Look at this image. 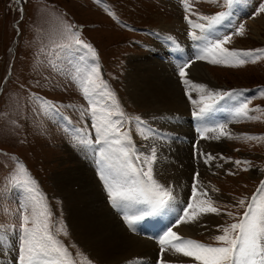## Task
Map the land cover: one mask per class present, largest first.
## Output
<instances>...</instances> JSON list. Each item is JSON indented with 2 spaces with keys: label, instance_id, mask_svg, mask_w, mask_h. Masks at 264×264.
<instances>
[{
  "label": "rangeland",
  "instance_id": "1",
  "mask_svg": "<svg viewBox=\"0 0 264 264\" xmlns=\"http://www.w3.org/2000/svg\"><path fill=\"white\" fill-rule=\"evenodd\" d=\"M252 1L256 18L261 15L264 18V12H258L264 0ZM186 3L190 6L188 13L181 0H0V240L12 239L10 251L13 259L10 264H21L20 217L31 212L29 208V213H23L21 205L26 202L29 188L36 190L41 204L51 210L52 222L56 229H60L55 233L56 238L68 249L69 259L74 264H105L91 258L84 246L75 240L66 218L64 198L57 190L59 185L56 186L55 178L71 170L73 162L68 159L71 155H82L79 152L85 146L80 143L82 140L88 141L87 145H93L92 141L96 138L91 134L89 140L93 122L89 118L90 106L80 84L84 73L93 66L92 53L78 46L62 47L71 44L77 34L95 49V66L99 67L101 81L107 84V90L115 95L119 110L125 113V128L131 127L135 148L143 154H148L152 146L160 145L184 151L194 172H199L200 185L209 192L214 205L222 209L221 214L217 215L219 223L210 226L213 231L209 232L208 228L203 231L194 229V239L216 245L218 242L214 237L221 234L218 225L232 223L243 214L261 181H264V92L258 91L264 89V52L256 53L259 59L255 56L246 58L243 65H237L235 61L214 65L206 60H196L195 56L192 58L193 64L202 63L210 69L213 79L220 86V93L239 89L244 92L241 99L251 97L248 107L254 111H250L249 116L254 119L240 117L233 120L235 116L231 118L224 110L223 116L216 121H232L228 131L231 136L220 139L225 141L224 150L221 151H216L221 141L201 139L197 131L200 127L198 122L194 127L196 119L191 115V110L193 112L195 106L185 93L188 88L184 90L186 108L183 113L169 117L165 123L156 126L149 114H145L144 108L127 93L129 59L141 56L143 61L144 54L153 53L154 48L161 49L176 42L171 35L160 30L165 21L172 23L177 19L182 20L187 31L188 46H198L188 33L196 31L199 34V30L190 29L184 16L189 14L196 22H203L198 19L199 15L228 11L226 0H186ZM247 13L244 15L250 14ZM241 23L245 26L244 35L229 33V28H238ZM260 28V33L256 35L248 18L239 15L221 32L232 35L231 43L226 45L230 50L254 51L264 49V25ZM194 51L196 53V47ZM172 53L174 58L179 56L176 64H170L173 69L188 61L182 60L177 50H172ZM155 55L163 58L160 51H155ZM171 56L168 53L165 58L171 59ZM191 68L186 69L188 80ZM178 77L183 84L181 77ZM230 104L233 107V102L230 101ZM50 105H55L57 112L50 111ZM221 111L218 107L217 112ZM137 116L145 122L142 135L137 134L141 132L139 127L128 123ZM210 125L215 127V124ZM211 143L215 146H209ZM198 150L214 154L218 165L223 167L213 163L206 165L198 157ZM220 155L232 160L226 162L219 158ZM235 160H240L241 164L235 165ZM155 164V179L166 186L157 175ZM90 168L94 169L100 183L101 203L123 225L124 214L119 213L121 221L106 203L109 196L99 178L97 165L92 163ZM228 170L235 174H226ZM194 172L188 191L181 188L184 198L177 199L175 204L177 207L183 199L187 200L184 207L181 205L180 214L192 202ZM180 178L184 184V178ZM18 181L29 183L21 187L17 185ZM213 189L219 191L211 193ZM241 199L245 200L243 207L239 205ZM164 210L160 212L161 217L153 216L151 223H148L153 225L151 237L154 239L177 217L173 213L171 219L168 215L163 217ZM228 212L233 216H228ZM141 221H133L137 229H142ZM184 224L175 229L183 237L190 230L189 226L181 230ZM125 226L131 229L129 225ZM4 256L0 249V264H5ZM154 258L149 259V264H153ZM146 261L139 259V264Z\"/></svg>",
  "mask_w": 264,
  "mask_h": 264
},
{
  "label": "snow or ice",
  "instance_id": "2",
  "mask_svg": "<svg viewBox=\"0 0 264 264\" xmlns=\"http://www.w3.org/2000/svg\"><path fill=\"white\" fill-rule=\"evenodd\" d=\"M185 6V11H190V6L186 0H181ZM239 0H226L228 11H220L214 15H199L198 19L203 22H196L189 14L184 16L190 29L188 35L198 44L196 60H206L211 64H229L233 61L237 65H243L246 58L255 56L256 53L264 52V49L241 51L237 49L230 50L226 47L232 41V35L224 34L218 29L224 26L231 15V8ZM22 11V9H21ZM258 12H264V4L259 6ZM195 14V13H193ZM244 24H239L236 28H229V33L235 35H244ZM78 46L92 53L93 60L90 70L82 76L80 80L84 97L88 100L91 125V134L95 135L92 141L99 145L98 150L100 159L96 161L100 180L108 193L109 200L113 208L124 214V219L129 227L135 231L133 221L143 220L145 217L154 216L166 209L174 199V190L160 184L155 179L154 164L157 162V151L155 146L151 147L148 154L140 153L132 140L131 127L125 128V113L115 98V95L107 90V84L101 81L100 70L95 66V49L80 39L78 34L71 44L62 47L71 48ZM192 59L189 58L178 69V74L185 84H188V73L186 69L192 66ZM99 81V82H98ZM205 85H192L193 89L204 88ZM264 92V89H258ZM185 93L191 103L195 106L192 115L197 120L200 127L197 131L201 139L220 140L222 137H230L231 134L226 131L227 123L215 122L212 113L218 110L219 101H231L233 107L229 109L234 116L239 118L254 119L250 117L248 102L251 97L241 99L243 90L233 89L223 93H210L208 99L211 103H204L202 107L193 99L192 91L186 89ZM204 97L201 96V102ZM50 111L57 112L55 105H50ZM130 125L141 129L139 135L143 134L144 121L135 117L134 121L128 122ZM215 124V127H210ZM150 132L151 129H148ZM215 133H219L215 135ZM213 134V135H208ZM150 137H145L148 139ZM81 144L87 146L88 141H81ZM198 157L206 165L211 166L217 157L212 153H206L198 150ZM222 160L231 161V157H219ZM233 163L237 166L241 164L240 160ZM223 167V165H216ZM247 171L248 169H244ZM228 175L235 173L228 170ZM199 172L194 174L192 185V202L182 209L183 215L174 218L173 226L181 223H197L201 217L208 214L220 215L222 209L216 207L212 197L204 190L198 180ZM28 181L17 182L18 186L23 187ZM28 196L25 204L21 205L23 213L21 214L22 223L19 225L20 245L19 259L21 264H74L69 259L70 253L63 246L62 242L56 238V229L52 222V212L47 205L41 204L40 197L36 190L27 189ZM213 189V192H218ZM245 200L241 199L239 205L243 207ZM232 217L233 213H226ZM31 223V226L29 224ZM173 226H168L162 236L159 237L161 245V261L164 264V258L168 254L182 257L193 258V264H264V181H261L257 192L253 194L250 202L243 214L234 219L232 223L218 225L221 234L214 237L218 243L216 245L203 243L195 239L185 238L173 231ZM67 234V233H65ZM167 246V247H165Z\"/></svg>",
  "mask_w": 264,
  "mask_h": 264
},
{
  "label": "bare ground",
  "instance_id": "3",
  "mask_svg": "<svg viewBox=\"0 0 264 264\" xmlns=\"http://www.w3.org/2000/svg\"><path fill=\"white\" fill-rule=\"evenodd\" d=\"M254 7L255 4L252 0H239V2L232 5V15L228 19L233 21L239 15L248 18L249 24L253 27V32L257 35L260 33V26L264 25V18H262L263 15L256 18L254 15ZM247 12H250V14L245 16L244 14H248ZM226 24H228L227 20L225 22V25ZM224 26H220L218 30L220 32L223 31ZM160 30L165 34L168 33L171 35L174 40L176 39V42H172V46H162L161 49L154 48L153 53L148 55L144 54L145 60L143 61L141 56L129 59L126 80L128 96L139 106L144 108L146 111L145 114H149V118H152L153 125L155 126L159 123H165L169 117H173L174 115L179 116L183 113L186 108V103L183 98L185 88L192 91L193 97L200 107H202L204 103L212 102L208 99L210 93H220L221 91L220 86L217 85L216 81L213 79V74L210 69L202 63H192V73L189 75V83L181 84L178 77L179 68L173 69L170 65L171 63H175V60L179 58V56L173 57L172 50H177L178 55L183 58L182 60H189V58L192 59L197 54L198 46H188L186 38L187 31L182 20L180 21L177 19L172 23L165 21V23L160 26ZM163 44L167 45L166 43ZM194 47H196V53ZM155 51H160L163 58L155 55ZM168 53L169 56L172 55L171 59L165 58ZM192 85H205L206 87L193 89ZM201 96L204 97L203 102H201ZM218 103V107L222 111L219 113L217 111L212 113V118L215 122L219 121L223 116L224 110L228 116L231 118L234 117V113L229 111V109L232 108L230 101L225 100L222 101V103H220V101ZM173 112L176 114H171ZM236 118L237 117L233 120ZM194 122L192 123L194 127H196L197 120H194ZM231 124L232 121L228 119L227 132L230 131ZM220 141L221 143L217 146L216 151L224 150L225 141L219 140L218 142ZM218 142L215 143V145H217ZM215 145L211 143L209 146ZM99 148L100 147H97L95 144L83 146L79 150L83 156L81 154V156H77V154L75 156L74 154L68 158L73 162L71 170L67 172L64 171L55 177L56 186L59 185L57 186V190L64 198L66 218L70 225L69 227L72 228L75 240L84 246L91 258L100 263L139 264V259H141L147 260L143 264H149V262H151L149 259L156 256L153 264H160L161 245L158 240L160 237L159 235H162L167 227L163 230L162 234L156 236L157 240H155L156 238L154 239L151 237L153 225H148L153 216H149L145 217L140 222L143 223L142 229H137L136 223H134L135 231H133L132 228L129 229L125 226L128 224L125 223L126 221L123 222L121 220L122 217L119 215L120 212L113 208L110 200L107 199V205L113 212L119 215V219L122 221L124 227L132 232L129 233L123 225L117 221L116 216L101 203L102 194L99 187L100 183L93 172L94 169L92 170V167L90 168L92 163L97 165L95 163V158L97 160L100 159L98 152ZM155 148L158 155V161L155 164L157 175L164 182L166 187H170L174 190V199L163 213V217H167L166 215H168L171 219L173 217H171L172 213L179 216L182 208L181 205L184 207L187 202L186 199H183L182 204L180 202L177 207L175 206L177 199L180 200V198H184L181 188L188 191L194 168L191 165L188 155L184 151L163 145L156 146ZM214 164L218 165L219 163L215 160L213 161V165ZM180 176L184 178V184ZM212 192L211 190V193ZM181 214L183 213L181 212ZM157 215L161 217V213ZM154 216L157 217L156 215ZM218 220L219 217L217 215L208 214L201 217L200 220L194 224L193 230V223H185L181 227V230H183L185 226H189L190 230L185 238L194 239V232H192L194 229L203 231L208 228L209 232H211L213 230L210 229V226L217 225L219 223ZM173 221L174 220H172V222ZM169 226H173V223H170ZM178 226L180 225L173 226V231H176L175 229ZM11 245V238L4 241L0 240V249L3 256L5 255L3 258L5 264H10L11 259H13V255L10 251ZM164 264H193V258L168 254L164 258Z\"/></svg>",
  "mask_w": 264,
  "mask_h": 264
}]
</instances>
